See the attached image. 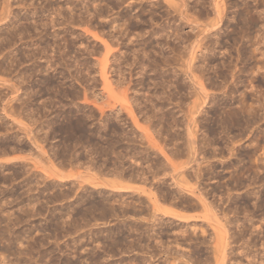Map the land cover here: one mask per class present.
I'll list each match as a JSON object with an SVG mask.
<instances>
[{"label": "rangeland", "instance_id": "rangeland-1", "mask_svg": "<svg viewBox=\"0 0 264 264\" xmlns=\"http://www.w3.org/2000/svg\"><path fill=\"white\" fill-rule=\"evenodd\" d=\"M6 1L0 0V7L7 3L6 6L13 13L10 12L11 16L6 14L7 17L10 16L9 19L0 16V19L7 18L6 22L0 20V264H94L95 259L99 264L102 261L103 264L106 261L107 264H159V254L156 252L157 249L159 251L158 221L163 218L164 222H170L173 218L170 220L162 214L158 216L159 212L154 209L158 218L151 208L157 203L163 207H176L177 212L182 215L202 217L205 212H202L204 209H201L203 207L197 200L200 196V199L206 200L205 203L218 210L217 216L215 214L218 219L213 218L214 220L233 223V227L229 229H232L231 232H226L230 235L232 233L233 238L236 236L238 240H233L231 246L235 249L245 248L244 253H249L251 257L262 255L263 247L259 244L260 249L256 245V232L253 228L258 224L264 226V207L263 212H256L254 200L257 196V176L260 172L264 185V167L260 168H263L261 171L256 169L259 164L257 160L260 158L264 161V150L261 148L264 145V134L261 131L264 130V102L261 103L264 100V83H259V86L254 83L256 85L251 86L260 87L253 89L257 92L259 90L260 95H263V99L260 97L262 101L259 100L263 107L261 112L259 106H256L259 105L258 100L252 101L259 94L249 88L252 81H247L249 78L256 79V76L262 73L259 69L258 74L254 72L260 65L246 68L248 75L246 79H242L245 80L244 84L241 83L242 80L238 81L242 86L230 78L231 72L236 69L234 67H238V70L241 66V71L243 66L242 63L239 64L241 61L234 62L239 58L237 55L235 59L234 54L238 49L233 52L238 41H231V44L229 41L223 46L229 52L223 47L221 49L228 55L233 50L230 56H234V60L228 55L225 56V52L223 54L219 53L220 50H215L218 53L212 55L218 58L214 56L209 59L211 61L198 64L200 67L203 64L206 68L210 62H216L214 66L221 68L222 64L224 65L221 62L232 60L225 63L234 68H224L228 70V74L230 72L227 74L230 77L226 76L230 83L220 78L226 84L219 76H215L216 73L212 74L214 70L220 74L222 68L215 69L210 65L204 69L213 67L209 69L211 72L207 71V81L201 77L203 83L207 85L211 80L212 85L215 82L219 88L213 85L214 90L212 85H208L213 89L206 86L210 94L203 93V96L202 93L201 95L196 92L193 85V88L191 87L189 60L186 62L188 53L182 50L185 53L183 56H186L184 60L183 56H178L179 52L174 50V31L178 23L175 12L177 0ZM238 5L240 6L239 2ZM6 6H2V9L8 10ZM258 8L260 13L253 10L256 18H260V14L264 13V4ZM3 10L0 14L5 16L6 11ZM237 10L231 9V12ZM193 14V19H196V13ZM260 21L259 27L263 24L262 19ZM257 28L255 32L253 30L254 38L251 36L255 40L259 36H256V33L261 30ZM188 29L184 27V34H187ZM237 45L239 48L240 44ZM220 58L223 61H220ZM218 79L224 84L223 87ZM235 84L237 87H234ZM243 87L245 89H242ZM247 89L248 93L251 90L252 94H245ZM242 100L247 108L251 104L253 108L256 106L255 111L251 107L246 111L248 114L251 112L250 119L246 116L248 114L245 115L246 107L241 104L244 103ZM119 104L123 108H120ZM137 104L141 107V113ZM240 105L244 111L239 109ZM126 108H132L137 123L134 121L136 118L134 119ZM237 109L241 110L240 113ZM251 110L255 113L259 110L263 119L261 120L260 116H252ZM230 111H234V114L229 116ZM243 113L247 119L241 116ZM117 114L119 116L116 117ZM226 114L229 120L230 117H233V120H227ZM224 117L226 119L222 120ZM252 117L256 120H252ZM239 118L243 120L240 121ZM257 118L261 121L257 122ZM248 120H251V123ZM220 121H225L226 124L221 126ZM252 121L257 123L255 128L260 130L259 136L258 131L255 133ZM259 121L262 123L261 129L258 127ZM255 136H258L259 140ZM191 140L196 141L194 143L197 146ZM152 141L157 142L159 147L155 149H158V152L153 149ZM255 145L260 146V153L258 147L254 149ZM191 148H194L196 155L191 153ZM161 152L170 158L169 162L167 156L165 160L164 153ZM191 154L194 155L193 158ZM263 164L261 163L262 166ZM193 165L199 167V172ZM115 166L118 168L115 169ZM128 167L134 170V173L144 169L142 172L147 175V180L149 179L146 184L140 181L139 177L137 179L136 174L132 176L134 173L128 172ZM119 168L122 171L123 168L128 169L123 178L114 174ZM133 177L137 181L133 180ZM158 179L162 180L161 183ZM99 183L102 184L101 187ZM119 187L124 191L117 190ZM115 189L117 192L113 191ZM165 190L176 194L178 200L176 198L174 202L177 206L171 204L174 203L172 201H166L165 205V200L160 199L166 194ZM179 202L181 204H178ZM126 205H131V211ZM192 205L201 208L193 210ZM156 207L159 206L154 208ZM153 218L158 219L157 222ZM147 223L155 235L150 229L153 234L148 231ZM136 225L142 226L138 228ZM238 226L239 229L242 228L240 231H243V234H240ZM120 228L122 229L119 230ZM138 229L141 232H137ZM235 231L239 232V237ZM140 233H146V237L139 235ZM149 233L153 236L151 239ZM242 235L246 238L243 236L245 239L240 240ZM139 237L143 239L140 240ZM154 237H157L155 242ZM262 237L264 239V235ZM250 238V241H246ZM138 239L139 242L142 241L141 244ZM110 244L116 245L114 251H111L113 245L110 247ZM103 248L105 251L101 250ZM188 248L190 247H185L186 252ZM193 251L191 248L190 252ZM103 253L107 255L104 257ZM192 256H198V260L193 261L201 259L197 251L193 252ZM242 262L246 264L245 261Z\"/></svg>", "mask_w": 264, "mask_h": 264}, {"label": "bare ground", "instance_id": "bare-ground-1", "mask_svg": "<svg viewBox=\"0 0 264 264\" xmlns=\"http://www.w3.org/2000/svg\"><path fill=\"white\" fill-rule=\"evenodd\" d=\"M5 0H3V2H4ZM7 1H9V0H7ZM6 1V2H7ZM30 1V0H29ZM237 3H236V2ZM238 2L240 3V6L238 5ZM19 3V2H18ZM3 4V3H2ZM1 4V5H2ZM9 4H10V2H9ZM264 4V0H177L176 1V6H175V12H176V15H177V21H178V23H176L177 25H176V30L174 31L175 32V34H174V40H175V49L174 50H176L175 52H179V54H178V56L180 55H182L183 56V53L185 52V53H188L185 57L187 58V61L186 62H188V60H189V63H188V66H189V64H190V66H189V70H188V68H187V70H188V72L190 71V73H189V75H190V78H191V87H192V85L194 86V88H195V90H196V92H198V94H206V93H208V89H207V87L206 86H208V85H212V81L210 80V83L208 82V84L206 85V84H204L203 83V80L201 79V77L204 79V81L206 80L207 81V78H206V74H208L209 73V69H213V67L215 68V67H218L217 65H215L214 66V64H216V62L215 63H213L212 64V62H210L211 64V66L213 65V67H211V68H209L208 70H204V69H207L208 68V66H210V65H208L207 63V67L205 68L204 66H203V64H204V62H206V61H211V60H209V59H211L212 57H214L213 55H212V53H214L215 54V50H220L219 51V53H223V52H225V51H227L226 49H224V48H226V47H223V46H225V44H227V42H229V44H231V41L233 42V43H236L237 41V44L239 43L240 45H239V48H238V45L236 44H234L237 48H236V50H232L233 52H237V49H238V54L237 53H234V54H236V56H235V59H236V57H237V55H238V57L240 58H237V60H238V62H236L237 60H235L234 62L235 63H239L240 61V65H241V63H242V70L240 71V67H239V69L237 70V68L238 67H234V68H236V69H234L233 68V66L231 67V66H229L227 63H229V61H232V60H234V59H232L234 56H230L231 55V52H230V54L228 55V53H226L225 52V56H229L232 60H226V61H228L227 63H225V62H221V63H224V65L222 64V67H221V65H220V67L222 68H219V69H221V72H220V74H218L217 72H216V70H212L213 72H212V74L213 73H216L215 74V76H219V79L221 78V79H225L226 80V76H228L229 74H230V72H229V74L227 73L228 72V70L230 69V70H235V71H232L231 72V76L232 77H230V76H228V77H230L231 78V80H234V82L236 83V82H238L239 80L241 81L242 79H246V75H248V73H247V71H246V68L248 69L249 68V66H251V65H255V64H257V65H260V66H254V67H256V69H255V73L257 72V69H259L260 71H262V73L261 74H259L258 76H256V74L254 75V73H253V70L254 69H252V68H254V67H252L251 69H252V73H253V75L254 76H256L255 78L256 79H254V78H249L248 79V77H247V81L249 82V80L250 81H252V84L251 83H249V84H251L250 86H249V88L251 87V86H254V85H256V84H254V83H258L257 85L259 86V83L261 84V83H264V13H262V14H260V18H256L255 16H254V11L253 10H255V7H257L256 8V10L257 9H259L258 7L260 6V5H263ZM6 5H8L7 3H6ZM5 5V3H4V5H2V6H6ZM50 5V4H49ZM2 6L0 7V11H1V13H2ZM173 6V5H172ZM238 7V8H235V7ZM7 8H8V6H6ZM6 7H4V8H6ZM12 8V7H11ZM2 9V10H1ZM231 9H238L237 11H235V12H231ZM255 10V11H256ZM4 11H6L5 13H4V15L5 16H3V14L1 15L0 14V16H2V17H7L6 16V14L8 15V14H10V16L12 15V11H9V8H8V10L6 9H4L3 10V12ZM8 11H9V13H8ZM14 11V10H13ZM57 11V10H56ZM174 11V10H173ZM10 12H12V13H10ZM15 12V11H14ZM258 12V10L256 11V13ZM193 13H196V19H193ZM258 13H260V12H258ZM34 14V13H33ZM10 16H8L7 18L9 19V17ZM2 17H1V21H3V20H5V19H7V18H3L2 19ZM14 18V17H13ZM18 19V18H17ZM258 19H262V26H261V24H260V26L261 27H259V21H258ZM7 20H5V22H6ZM4 22V21H3ZM37 23V22H36ZM260 23H261V21H260ZM14 24V23H13ZM232 24H233V27H232ZM31 25V24H30ZM187 27V28H189L188 30V32H187V34H184V27L185 26ZM18 26V25H17ZM13 27V26H12ZM14 27H16V26H14ZM19 27V26H18ZM28 27V26H27ZM231 27H232V29H231ZM258 27V28H257ZM255 28H257V29H259L260 30V32L259 31H257V32H259V33H256V36H258L257 38H256V40L255 39H253L254 38V36L253 35H255V34H253L254 32H255ZM263 28V29H262ZM10 29V28H9ZM27 29V28H26ZM8 30V29H7ZM12 30V29H11ZM35 30V29H34ZM253 30H254V32H253ZM8 32V31H7ZM29 33V32H28ZM186 33V32H185ZM249 33V34H248ZM22 34V33H21ZM253 34V35H252ZM258 34V35H257ZM5 35V34H4ZM249 35V36H248ZM3 36V35H2ZM251 36H253V38H251ZM255 36V37H256ZM225 39H227L228 41H226ZM39 40V39H38ZM173 40V41H174ZM186 40V41H185ZM226 41V42H225ZM236 41V42H235ZM232 43V44H233ZM27 44V43H26ZM39 45V44H38ZM119 45V44H118ZM2 46V45H1ZM227 46H229V45H227ZM222 47H223V49L225 50H223V51H221V49H222ZM233 48H234V46H232ZM227 49H228V47H227ZM230 49H232V48H230ZM184 52H183V51ZM174 52V51H173ZM227 52H229V51H227ZM232 52V53H233ZM25 53V52H24ZM176 53V54H177ZM185 53H184V55H185ZM216 53H218V51L216 52ZM23 54V53H22ZM224 54V53H223ZM233 54V55H234ZM219 55V54H218ZM222 55V54H221ZM28 56V55H27ZM116 56V55H115ZM177 56V57H178ZM181 56V57H182ZM227 56V57H228ZM113 57V56H112ZM185 57L183 56V58H184V60H186L185 59ZM215 57H217V56H215ZM180 58V57H179ZM218 58V57H217ZM223 58H225L224 56H223ZM229 58V59H230ZM118 59H119V56H118ZM120 59H121V57H120ZM220 59H222V58H220ZM226 59H228V58H226ZM117 60V59H116ZM182 60V59H181ZM215 60H216V58H215ZM97 61V60H96ZM102 61V60H101ZM115 61V60H114ZM119 61V60H118ZM218 61V60H217ZM220 61H223V59L222 60H220ZM219 61V62H220ZM116 62V61H115ZM234 62H231V64L233 63L234 64ZM185 63V62H184ZM200 63H203L202 64V66L201 67H204V68H202L201 69V67H200V65L198 66V64H200ZM220 63V64H221ZM2 64V63H1ZM80 64H82V63H80ZM217 64H219V63H217ZM227 66H226V65ZM232 64V65H233ZM238 64V65H239ZM6 65V64H5ZM34 65V64H33ZM37 65V64H36ZM48 65V64H47ZM50 65V64H49ZM8 66V65H7ZM51 66V65H50ZM187 66V67H188ZM236 66H237V64H236ZM233 68V69H231V68ZM50 68V67H49ZM224 68H228V70H224ZM71 69V68H70ZM216 69V68H215ZM244 69H245V71H246V74H245V71H244ZM250 69V70H251ZM186 70V71H187ZM218 70V69H217ZM236 70L238 71L237 73H236ZM10 71V70H9ZM40 71V70H39ZM207 71H208V73H207ZM219 71V70H218ZM260 71H258V72H260ZM7 72V71H6ZM211 72V71H210ZM248 72H249V70H248ZM251 72V71H250ZM258 72H257V74H258ZM5 73V72H4ZM7 74V73H6ZM211 74V75H212ZM228 74V75H227ZM250 74V73H249ZM102 75V74H101ZM121 75V74H120ZM188 75V76H189ZM210 75V74H209ZM250 75H252V74H250ZM208 76V75H207ZM250 77V76H249ZM251 77H253V76H251ZM189 78V77H188ZM213 78H218V77H214L213 76ZM4 79H6V78H4ZM218 79V80H219ZM220 79V80H221ZM253 79H254V81H256V82H254L253 81ZM213 80V79H212ZM219 80V83L222 81H220ZM123 81V80H122ZM209 81V80H208ZM226 81H229V80H226ZM225 81V82H226ZM245 81V80H244ZM244 81L242 80V84H244ZM2 82V81H1ZM5 82V81H4ZM4 82H3V85H4ZM7 82V81H6ZM223 83H224V81H222ZM221 82V83H222ZM9 83V82H8ZM204 85H203V84ZM220 83V84H221ZM221 84V87H223L222 85H224V84H226V83H224V84ZM229 83H230V81H229ZM231 83H233V82H231ZM6 84V83H5ZM234 84V83H233ZM237 84V83H236ZM234 85V87L236 86L237 87V85ZM238 84H240L239 82H238ZM2 85V84H1ZM213 85H215V86H217L216 84H215V82H214V84ZM213 85H212V87H213ZM228 85V84H227ZM262 85V84H261ZM264 85V84H263ZM7 86V85H6ZM119 86V85H118ZM240 86H242L241 84H240ZM240 86H238V89H239V87ZM257 86V87H258ZM12 87V86H11ZM130 87V86H129ZM218 87V86H217ZM220 87V88H221ZM234 87H231V89L233 88V90H236V89H234ZM245 87V86H244ZM242 88V89H245V88H248V87H245V88ZM254 88V87H251L252 88V90L254 91V89H258V88H260V87H258V88ZM193 88V87H192ZM208 88H210L211 89V87H209L208 86ZM214 88V90H215V87H213ZM212 88V89H213ZM219 88V87H218ZM230 88V87H229ZM254 88V89H253ZM8 89V88H7ZM211 89V90H212ZM217 89V88H216ZM242 89H240L241 91H242ZM8 90H10V89H8ZM195 90H194V93H195ZM210 90V91H211ZM11 91V90H10ZM13 91V90H12ZM223 91V90H222ZM240 91V92H241ZM246 91V90H245ZM252 91V92H253ZM113 92V91H112ZM231 91L229 90V93H230ZM232 92H236V91H232ZM238 92H239V90H238ZM238 92H237V94H238ZM242 92H244V90L242 91ZM254 92H257V91H254ZM258 92H259V90H258ZM256 93L257 95L259 94H261V92H259V93ZM11 93V92H10ZM223 93H225V92H223ZM248 93V89H247V91L245 92V94H247ZM249 93L250 94H252L251 93V90L249 91ZM249 93H248V95H249ZM14 94V93H13ZM197 94V93H196ZM201 94V95H202ZM203 94V96H205ZM208 94H210V93H208ZM207 94V96H209ZM201 95H197V96H199V98H202V96ZM232 95V94H231ZM240 95H241V93H240ZM247 95V96H248ZM257 95H255L254 94V96L256 97ZM258 95V97H254V96H252V98L254 97L255 99H252V101H256V100H258L257 102H258V104L260 103L259 102V100L260 101H262L261 100V98L263 97V95H260L259 96ZM113 96H115V95H113ZM124 95H122V97H123ZM201 96V97H200ZM207 96H206V98H207ZM242 96L244 97V95H243V93H242ZM242 96H240V98H242L243 100L245 99V98H243ZM251 96V95H250ZM209 97H211V95L209 96ZM245 97H246V95H245ZM261 97V98H260ZM4 98V97H3ZM7 98V97H6ZM13 98V97H12ZM203 98H205V97H203ZM213 98H215L214 96H213ZM247 98V97H246ZM249 98V97H248ZM258 98H260V99H258ZM264 98V97H263ZM262 98V99H263ZM15 99V98H14ZM20 99V98H19ZM18 99V100H19ZM115 99H116V97H115ZM207 99H209V98H207ZM211 99V98H210ZM237 99V98H236ZM250 99V98H249ZM117 100H118V98H117ZM206 100V99H205ZM233 100V99H232ZM242 100V102H244V103H241L242 105L243 104H245V101H246V99H245V101H243ZM4 101V100H3ZM13 101V100H12ZM17 101V100H16ZM15 101V102H16ZM120 101H121V99H120ZM216 101V100H215ZM224 101V100H223ZM136 103H137V101H135ZM139 102V101H138ZM218 102V101H217ZM257 102H256V104H257ZM264 102V100L261 102V103H263ZM17 103V102H16ZM114 103V102H113ZM214 103V102H213ZM230 103V102H229ZM239 103V102H238ZM255 103V102H254ZM253 103V104H254ZM7 104V103H6ZM6 104H5V108H6ZM210 104H212V103H210ZM225 104V103H224ZM4 105V104H3ZM108 105H110V104H108ZM114 105V104H113ZM117 106H118V104H116ZM114 106L115 108L117 107V106ZM138 105V107H140V105L139 104H137ZM136 105V106H137ZM203 105V104H202ZM223 105V104H222ZM222 105H221V107H222ZM247 105H248V103H247ZM263 105V104H262ZM119 106H120V108L122 107L123 108V106H121V104H119ZM249 106V105H248ZM251 106H252V104H251ZM250 106V107H251ZM257 107L259 106V108L261 109V112L263 111L262 110V108L263 107H261V104H259V105H256ZM255 105H254V108L253 107H251V108H253V110L254 109H256L255 107H256ZM264 106V105H263ZM26 107V106H25ZM112 107V106H111ZM113 107V109L115 110V108ZM196 107V106H195ZM223 107H225V106H223ZM243 107L245 108L246 106H244L243 105ZM241 105L239 106V109L241 108V110L242 111H244L245 112V115L246 114H248V113H246V111L248 110H250L251 108L249 107V108H245L244 110L242 109L243 108ZM4 108V109H5ZM124 108H125V106H124ZM259 108H257V109H259ZM8 109V108H7ZM10 109V108H9ZM127 109V108H126ZM130 110H128L127 109V111H128V113H130V115L135 119L136 118V120H137V117H135L134 115V113H133V110H132V108H129ZM138 109H140V113L142 112L141 111V107L140 108H138ZM137 109V110H138ZM195 109V108H194ZM193 109V110H194ZM239 109H237L238 110V112L240 113V111L241 110H239ZM259 109V110H260ZM264 109V108H263ZM2 110H3V107H2ZM142 110H143V108H142ZM259 110H256V113L254 112V111H252V116L254 115V117H259L260 115L259 114H261V112L259 111ZM3 111H5V110H3ZM117 111H118V109L116 110V113H117ZM119 111H123V109L122 110H120L119 109ZM125 111V110H124ZM139 111V110H138ZM196 111H198V109L196 110ZM260 113H259V112ZM229 112V111H228ZM227 112V113H228ZM232 111H230V113H229V116L231 115V114H234V111L231 113ZM237 111H235V113H236ZM254 112V113H253ZM121 113V112H120ZM119 113V114H120ZM242 113V112H241ZM263 113H264V111H263ZM237 114V113H236ZM236 114H235V116L234 117H236ZM249 114H251V112H249ZM249 114L248 115H246V116H248V119H250L249 117H251V115L249 116ZM5 115V114H4ZM123 115V114H122ZM237 115H239V114H237ZM244 113H243V115H241L243 118H244ZM117 116H119L118 114L116 115V117ZM222 116H225V115H222ZM233 116V115H232ZM240 116V115H239ZM239 116H237V118L239 117ZM122 117V116H121ZM120 117V118H121ZM226 117H227V120H229V118H228V116H227V114H226ZM241 117V118H242ZM261 117V116H260ZM262 117H264V114L262 115ZM261 117V120L263 119ZM7 118V117H6ZM132 118V119H133ZM233 117H230V119L231 120H233L232 119ZM221 119V118H220ZM226 118L224 117V119H222V120H225ZM235 120H236V118H234ZM244 119H247V118H244ZM253 119H255V118H253L252 117V120ZM117 120V119H116ZM136 120H134L136 123L138 122V120L136 121ZM231 120H229V121H231ZM234 120V121H235ZM238 120V119H237ZM239 120H240V118H239ZM239 120H238V122H239ZM241 120H243V119H241ZM240 120V121H241ZM256 120V119H255ZM258 120H260V119H258L257 118V122H258ZM260 120V121H261ZM264 120V119H263ZM12 121H15V120H12ZM72 121V120H71ZM118 121V120H117ZM247 121V120H246ZM251 121V120H250ZM249 120H248V122H250ZM260 121H259V123H260ZM120 122V121H119ZM228 122V121H227ZM248 122H246V124L248 123ZM5 123V122H4ZM118 123V122H117ZM121 123V122H120ZM194 123H195V121H194ZM223 123H225V121H223ZM223 123H221V121H220V124H222L221 126H223ZM229 123H231V122H229ZM229 123H227V124H229ZM233 123V122H232ZM241 123V122H240ZM243 123V122H242ZM244 123H245V121H244ZM251 123V122H250ZM252 123H253V121H252ZM226 124V123H225ZM254 124V123H253ZM255 124H257L256 122H255ZM254 124V130H255V133L258 131L256 128H255V125ZM262 123H260L259 125H258V127L261 125ZM137 125V124H136ZM260 129H261V126L259 127ZM262 131V134H264L263 133V131L264 130H261ZM142 133H143V131H142ZM145 133V132H144ZM255 133H254V135H255ZM258 133V136L260 135V130L257 132ZM159 134V133H158ZM157 134V135H158ZM261 134V135H262ZM128 135H130V134H128ZM133 136V135H132ZM131 136V137H132ZM258 136H255V138L256 137H258ZM127 137V136H126ZM130 137V138H131ZM192 137V136H191ZM128 139H129V137H127ZM263 138H264V136H263ZM192 139V138H191ZM257 140H259V137L258 138H256ZM260 139L262 140V136H260ZM127 140V139H126ZM132 140V142H133V139H131ZM130 140V141H131ZM154 140V139H153ZM156 140V139H155ZM194 140H195V137H194ZM256 140V141H257ZM260 140V141H261ZM129 141V140H128ZM129 141V142H130ZM193 140H191V142H192ZM129 142H127L128 144H129ZM153 142V149L156 151V152H158L155 148H158L159 146H158V144H157V142H154V141H152ZM196 143V141H193V144L195 145V146H197L195 143ZM263 143V142H262ZM258 144V143H257ZM256 144V145H257ZM256 145L254 146V149H256L257 147H258V150H259V147L261 146V144H259L257 147H256ZM263 145V144H262ZM191 147H193V146H191ZM256 147V148H255ZM129 148V147H128ZM261 148H263L262 150H264V145L263 146H261ZM260 148V149H261ZM136 149V147L134 148V150ZM198 149V148H197ZM159 150H161V149H159ZM191 150H192V148H191ZM190 150V151H191ZM193 150H194V148H193ZM191 151V153L193 152V154H195V151ZM261 150V151H262ZM132 151H133V149H132ZM197 151V150H196ZM257 151V150H256ZM155 152V153H156ZM254 152H255V150H254ZM263 152V151H262ZM155 153H153V154H155ZM159 153H160V151H159ZM162 154L164 153V152H161ZM256 153V152H255ZM258 153H260V150H259V152ZM264 153V152H263ZM263 153H261V155L263 154ZM137 154V153H136ZM136 154H134V155H136ZM193 154H191V155H193ZM199 154V153H198ZM138 155V154H137ZM196 155V154H195ZM257 155V154H256ZM259 156L258 157H260V154H258ZM163 156H165V160H166V156L167 155H165V153H164V155ZM136 157V156H135ZM138 157V156H137ZM142 157V156H141ZM194 157V155L192 156V158ZM195 157H197V156H195ZM264 156L262 155V158H263ZM169 157L167 156V161L170 159H168ZM191 158V159H192ZM257 158V157H256ZM130 159V158H129ZM133 159V158H132ZM131 159V160H132ZM141 159H143V161H145V159L144 158H141ZM196 159V158H195ZM194 159V160H195ZM258 159V158H257ZM256 159V160H257ZM264 159V158H263ZM140 160V159H139ZM193 160V159H192ZM192 160H191V162H192ZM255 160V162H257L258 161V165L256 166V169L258 170H260V168L261 167H264V164H263V166L261 165V163H264V161H262L260 158L256 161ZM142 161V160H141ZM143 161H142V163H143ZM196 161V160H195ZM197 161H198V159H197ZM262 161V162H261ZM79 162V161H78ZM137 162V161H136ZM160 162V161H159ZM169 162V161H168ZM170 162H171V160H170ZM81 163V162H80ZM79 163V164H80ZM115 163H117L116 161H115ZM114 163V164H115ZM133 163V162H132ZM138 163V162H137ZM145 163V162H144ZM197 163H199V162H197ZM82 164V163H81ZM88 164V163H87ZM121 164V163H120ZM119 164V165H120ZM124 164V163H123ZM83 165V164H82ZM89 165V164H88ZM198 166H199V164H197ZM163 166V165H162ZM192 166V165H191ZM194 166V165H193ZM197 166V167H198ZM89 167V166H88ZM116 167L118 168V166H115L114 168L116 169ZM125 167V166H124ZM129 167H130V165H129ZM128 167V169H130V171H128V169L127 170H125V168H123V171L119 168V169H117V170H115L114 171V174H115V176L116 177H120V178H123L124 176H125V171H128V172H130V173H134V170H132L133 168V166H131V168H129ZM194 167H196V166H194ZM197 167H196V169H197ZM200 167V166H199ZM199 167H198V169H199ZM121 168H122V166H121ZM136 168V167H135ZM134 168V169H135ZM143 168V167H142ZM141 167H140V169H142ZM155 168H158V167H155ZM192 168V167H191ZM89 169V168H88ZM195 169V170H196ZM197 169V171L199 172V170ZM263 169V168H262ZM261 169V170H262ZM90 170V169H89ZM92 170V169H91ZM103 170V169H102ZM114 170V169H113ZM112 170V171H113ZM144 169H142V171H143ZM194 170V169H193ZM201 170V169H200ZM260 170V171H261ZM136 171V170H135ZM137 171H138V168H137ZM139 171H141V170H139ZM135 172L132 176H135V174H136V176L135 177H137V179H139L140 178V181L142 180L143 181V183L144 184H146V181H148L147 180V178L145 177V176H147L146 174H144L142 171L141 172ZM145 172V171H144ZM264 172V169L262 170V173ZM98 173V172H97ZM145 173H147V172H145ZM196 174H197V172H195ZM255 173H258V172H255ZM261 173V172H260ZM259 173V174H260ZM181 174V173H180ZM201 173H199V175H200ZM258 174V176H257V183L259 184V186H257L258 187V191H257V193H255V194H257V196L255 197V199L254 200H256V204H255V207H256V212H261L262 210H263V207H264V204H263V199H264V189L262 190L261 188L264 186L263 184H262V182H261V180H263V179H261L262 178V176H260V175H262V174H260L259 175ZM257 175V174H256ZM81 176V175H80ZM131 176V177H132ZM198 176V175H197ZM115 177V178H116ZM128 177V176H127ZM139 177V178H138ZM174 177V176H173ZM176 177V176H175ZM256 177V176H255ZM254 177V178H255ZM83 178H85V177H83ZM88 178V177H87ZM92 178V177H91ZM130 178V177H129ZM128 178V179H129ZM117 179V178H116ZM126 179V178H125ZM137 179H134V177H133V180H136L137 181ZM87 180H89V179H87ZM130 180H132V179H130ZM159 180V179H158ZM118 181V180H117ZM160 181V180H159ZM162 181V180H161ZM161 181L159 182V183H161ZM164 181H166V180H164ZM253 181V180H252ZM153 182V181H152ZM172 182H174V181H172ZM171 182V183H172ZM254 182L256 183V181H255V179H254ZM71 183V182H70ZM85 183V182H84ZM91 183V182H90ZM119 183V182H118ZM151 183V182H150ZM154 183V182H153ZM164 183H166V182H164ZM254 183V184H255ZM81 184H82V182H81ZM94 184V183H93ZM97 184V183H96ZM149 184V183H148ZM92 185V184H91ZM98 185H100V183L98 184ZM102 185V184H101ZM101 185H100V187H101ZM160 186L161 185H163V184H159ZM165 185V184H164ZM257 185V184H256ZM85 186V185H84ZM96 186V185H95ZM158 186V185H157ZM159 187V186H158ZM256 188V187H255ZM264 188V187H263ZM83 189V188H82ZM117 189V188H116ZM116 189L115 190H113V191H116ZM128 190H130L131 191V189L130 188H127ZM162 189V188H161ZM117 190H123L121 187H119ZM159 190V189H158ZM183 190V189H182ZM124 191V190H123ZM127 191V190H126ZM166 191V190H165ZM174 191V190H173ZM117 192V191H116ZM128 192V191H127ZM155 192H157V191H155ZM161 191H159V193H160ZM199 192V191H198ZM204 192V191H203ZM162 193V192H161ZM194 193V192H193ZM132 194V193H131ZM117 195V194H116ZM115 195V196H116ZM128 195V194H127ZM192 195V194H191ZM190 195V196H191ZM196 195H198V194H196ZM200 195H202V197L204 196L202 193L200 194ZM178 196V195H177ZM193 196H195V193L193 194ZM206 196V195H205ZM196 197V196H195ZM197 197H199V196H197ZM148 198H149V196H148ZM164 199L165 200V205H166V201H167V203H169V201H172V202H174L175 200H176V194H174L173 192H167L166 191V194H163L161 197H160V199ZM180 198V197H179ZM183 198V197H182ZM189 198V197H188ZM200 198H201V196H200ZM197 199V200H199V202L198 203H201V207H203V208H201L200 206H196V208H201V209H204V211L202 210V212L204 213V214H202V217H200V216H192V215H189V216H186V215H182V214H180L179 212H177V210L175 209L176 207L175 206H177V204H175V202L174 203H171V204H175V208H172V207H163L161 204H159V205H157V203H155L154 205L155 206H159V207H156V208H154L155 206H153L151 209H156L158 212H159V215L158 216H161L160 214H162V216L164 215L166 218H173V219H175V220H178V222H179V224H177V223H175V221L172 219H170L171 221L170 222H164L163 220V218H159L158 216H157V214H156V210H154V212H155V214H156V216L159 218V221H158V223H159V228H158V225L157 224H155V226L157 225V227L156 228H158L159 229V235H157V236H159V242H158V240L156 241V242H158L159 243V251H157L156 250V252H158V254H159V264H197V262H198V264H199V262H204V264H245V263H243L242 261H245L246 262V264H264V243H263V241H264V239H263V237H262V235H264V226H263V224L261 225V224H258L259 222H261V221H263V220H258L259 222L257 223L258 225V227L255 225V229L253 228V230L256 232V239H255V241H256V245H258V247L260 248V246H259V244H261V247H263V249H262V255L261 254H259L258 256L257 255H255V256H249L247 253H244V251H245V248H241V249H243V251H240L241 249H238V247L235 249L233 246H231V243H234V241L235 240H238V238L236 237H234L233 238V236H232V233H231V235H230V233H227L226 231L227 230H229L230 228H232L233 226V223L231 222V221H227V220H223V221H221V220H214L213 218H215V219H218V217L216 218V216H217V211H216V207H214V206H211V205H208L207 203H205V201H203L202 199ZM124 199V198H123ZM150 199V198H149ZM204 199V198H203ZM113 200V199H112ZM129 200V199H128ZM177 200H178V198H177ZM209 199H207V201H208ZM153 201V200H152ZM160 201V200H159ZM190 201V200H189ZM117 202V201H116ZM126 202V201H125ZM131 202V201H130ZM150 202H151V200H150ZM177 202V201H176ZM110 203V202H109ZM122 203V202H121ZM188 203V202H187ZM112 204V203H111ZM118 204V203H117ZM127 204H129V203H127ZM131 204V203H130ZM162 204H163V202H162ZM170 204V205H171ZM178 204H181L180 202L178 203ZM186 204V203H185ZM120 205H122V204H120ZM132 205V204H131ZM131 205L129 206V205H126V207H129V208H127L128 210L130 209V211H131ZM151 205V204H150ZM191 205V204H190ZM109 206V205H108ZM141 206H143V205H141ZM140 205H139V207H141ZM95 207V206H94ZM97 207V206H96ZM115 207V206H114ZM149 207V206H148ZM180 207V206H179ZM186 207H188V206H186ZM222 207V206H221ZM100 208V207H99ZM110 208V207H109ZM172 208V209H171ZM191 208H194L193 210H195L196 208H195V205L193 206H191ZM190 208V209H191ZM97 209V208H96ZM118 209H120V206H119V208ZM126 209V210H127ZM141 209H143V208H141ZM146 209V208H145ZM174 209V210H173ZM229 209V208H228ZM232 209V208H231ZM102 210V209H101ZM123 210V209H122ZM176 210V211H175ZM184 210V209H183ZM254 210V209H253ZM179 211V210H178ZM220 211V210H219ZM227 211V210H226ZM118 212H120V211H118ZM127 212V211H126ZM149 212V211H148ZM153 212V213H154ZM255 212V211H254ZM263 212V211H262ZM123 213V212H122ZM142 213V212H141ZM219 213V212H218ZM258 213V214H259ZM264 213V212H263ZM262 213V214H263ZM115 214H116V212H115ZM215 214H216V216H215ZM261 214V215H262ZM120 215V214H119ZM154 215V214H153ZM204 215V216H203ZM220 215V214H219ZM155 216V215H154ZM163 216V217H164ZM215 216V217H214ZM258 216V215H257ZM259 216H260V214H259ZM264 216V215H263ZM256 217V216H255ZM262 217V216H261ZM165 218V219H166ZM259 218V217H258ZM153 219H156V218H153ZM152 219V220H153ZM223 219V218H222ZM262 219H264V218H262ZM157 220L158 219H156V222H157ZM229 220V219H228ZM257 220V217H256V219H255V221ZM139 221V220H138ZM144 221V220H143ZM147 221V220H146ZM173 221H174V223H173ZM130 222V221H129ZM151 222L152 221H150V224H151ZM155 222V221H154ZM264 222V221H263ZM72 223V222H71ZM120 223H122V222H120ZM125 223V222H124ZM135 223V222H134ZM133 223V224H134ZM103 224V223H102ZM101 224V225H102ZM140 224H142V222H140ZM139 224V225H140ZM144 224V223H143ZM66 225H67V223H66ZM138 225V226H139ZM145 225V224H144ZM253 225V226H254ZM98 226V225H97ZM117 226V225H116ZM128 226H131V225H128ZM137 226V225H136ZM135 226V227H136ZM137 226V227H138ZM142 226V225H141ZM141 226H139V227H141ZM146 226H147V228H148V223L146 224ZM154 226V225H153ZM152 226V227H153ZM154 226V227H155ZM240 226V225H239ZM239 226H238V230H239V232H241L240 234H243V231H240V230H242V228H243V225H242V228L241 229H239ZM247 226V225H246ZM117 227H119V225L117 226ZM120 227H122V226H120ZM123 227H126V226H123ZM122 227V228H123ZM138 227V228H139ZM150 225H149V228H148V231H150L151 229H150ZM122 228H120L119 230H121ZM127 228H129V227H127ZM126 228V229H127ZM134 228V227H133ZM132 228V229H133ZM235 228V227H234ZM247 228V227H246ZM118 229V228H117ZM135 229V228H134ZM133 229V230H134ZM137 229V228H136ZM142 229H144V228H142ZM146 229V228H145ZM144 229V230H145ZM150 229V230H149ZM236 228H235V230H237ZM113 230V229H112ZM212 232H211V231ZM223 230H225V232L223 231ZM232 230V229H231ZM231 230H229V232H231ZM244 230V229H243ZM101 231V230H100ZM116 231V230H115ZM118 231V230H117ZM127 231V230H126ZM140 230L138 229V231L137 232H139ZM147 231V232H148ZM152 231V230H151ZM150 231V232H151ZM118 232H121V231H118ZM131 232V231H130ZM134 233L136 232V230L135 231H133ZM141 232V231H140ZM143 232H145V231H143ZM153 232V231H152ZM151 232V233H152ZM171 232V233H170ZM238 231H235L234 233L236 234ZM239 232L237 233L238 235V237L240 236V234H239ZM96 233V232H95ZM123 233V232H122ZM125 233V232H124ZM154 233V234H153ZM152 234L153 235H155V232H153ZM98 235H99V233H97ZM151 234V235H152ZM97 235V236H98ZM139 235H142L143 237H146L145 235H146V233H145V235H143V233L141 234H139ZM148 235V234H147ZM150 235V233H149V237L151 236ZM244 235H245V233H244ZM244 235H242L239 239L241 240V238H242V240L243 239H245L246 237L244 236ZM94 236V235H93ZM243 236L245 237V238H243ZM105 237V236H104ZM138 237V236H137ZM148 237V238H149ZM153 236H151L149 239H151ZM250 237H252V236H250ZM254 237V236H253ZM124 238V237H123ZM142 237H139V239L140 240H142L141 239ZM249 238V237H248ZM98 239H99V236H98ZM97 239V240H98ZM102 239V238H101ZM139 239H138V242H139ZM145 239V238H144ZM155 239H157V237H154V239H153V241L155 240ZM254 239H252V241L254 240ZM234 240V241H233ZM250 241L251 240V238L250 239H246V241ZM92 241V240H91ZM99 241V240H98ZM105 241V240H104ZM144 241V240H143ZM145 241L147 242V239H145ZM233 241V242H232ZM251 241V242H252ZM261 241H262V243H261ZM97 242V241H96ZM101 242V241H100ZM115 242V241H114ZM124 242V241H123ZM127 242V241H126ZM155 242V241H154ZM237 242V241H236ZM235 242V243H236ZM112 243V242H111ZM140 244L142 243V241H140L139 242ZM139 243H137L138 245H139ZM244 244H245V241L243 242ZM104 244H106L105 242H104ZM157 244V243H156ZM155 244V245H156ZM111 245H115V244H110V247H111ZM246 245H247V243H246ZM250 245V244H249ZM83 246V245H82ZM86 246V245H85ZM99 246V245H98ZM97 246V247H98ZM112 246V250L111 251H114V248H115V246L113 247ZM141 248H142V246L141 245H139ZM148 246V245H147ZM146 246V247H147ZM231 246V247H230ZM76 247V246H75ZM108 247V246H107ZM109 247V249H111ZM133 247V246H132ZM131 247V248H132ZM135 247V246H134ZM133 247V248H134ZM137 247V246H136ZM145 247V246H144ZM143 247V248H144ZM185 247H190V248H188V252H190V250H191V248H192V251H193V249L195 250V251H197L198 252V254H199V257H201V259H200V261H197L198 259V256H197V258H194L195 257V255H197V254H195L194 255V257L192 256V253L194 252L195 253V251H193V252H190V253H188V252H186L185 251ZM236 247V246H235ZM249 247V246H248ZM132 248V249H133ZM148 248H150V247H148ZM155 248H157L156 246H155ZM99 249V248H98ZM147 249V248H146ZM190 249V250H189ZM261 249V248H260ZM101 250H104L105 251V249L103 248V249H101ZM100 250V251H101ZM117 249H115V251H116ZM103 251V252H104ZM108 251V250H107ZM132 251V250H131ZM229 251H230V253H229ZM246 251H247V249H246ZM85 252V251H84ZM109 252V251H108ZM154 252V251H153ZM90 253H92V252H90ZM96 253V252H95ZM145 253V252H144ZM104 254V257L107 255H105V253H103ZM122 254V253H121ZM147 254V253H146ZM152 254V253H151ZM155 254H157V253H155ZM254 254V253H253ZM145 256V255H144ZM153 256V255H152ZM100 257V256H99ZM95 258V257H94ZM96 258L98 259V257L96 256ZM113 258V257H112ZM157 258V257H156ZM84 259V258H83ZM155 259V258H154ZM193 259L195 260V259H197L196 261H193ZM240 259V260H239ZM89 260V259H88ZM101 260V259H100ZM100 260H98L99 262H100ZM136 260H138V259H136ZM242 260V261H241ZM86 261V260H85ZM93 262V261H92ZM103 262V261H102ZM101 262V264H103ZM109 262V261H108ZM136 262V261H135ZM141 262V261H140ZM241 262V263H240ZM96 263H98V262H96V259H95V263L94 264H96ZM106 264H107V261L105 262ZM104 263V264H105ZM111 263V262H110ZM116 263V262H115ZM124 263V262H123ZM137 263H138V261H137ZM86 264V263H85ZM88 264V263H87ZM93 264V263H92ZM99 264V263H98ZM112 264V263H111ZM135 264V263H134ZM142 264V263H141Z\"/></svg>", "mask_w": 264, "mask_h": 264}]
</instances>
